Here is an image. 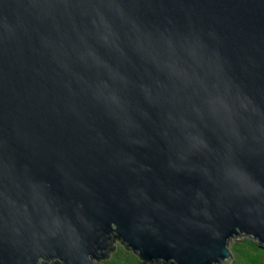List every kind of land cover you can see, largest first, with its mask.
Returning <instances> with one entry per match:
<instances>
[{"label": "water", "instance_id": "1", "mask_svg": "<svg viewBox=\"0 0 264 264\" xmlns=\"http://www.w3.org/2000/svg\"><path fill=\"white\" fill-rule=\"evenodd\" d=\"M240 235L264 249V0H0V264Z\"/></svg>", "mask_w": 264, "mask_h": 264}, {"label": "rangeland", "instance_id": "2", "mask_svg": "<svg viewBox=\"0 0 264 264\" xmlns=\"http://www.w3.org/2000/svg\"><path fill=\"white\" fill-rule=\"evenodd\" d=\"M251 239L245 235L235 236L230 240L228 250L231 256L222 264H264V251L250 246ZM111 246L104 252V258L96 264H175L155 263L142 260L131 249L117 239H112ZM252 243V242H251ZM236 245L240 246V249ZM219 263V264H221Z\"/></svg>", "mask_w": 264, "mask_h": 264}, {"label": "trees", "instance_id": "3", "mask_svg": "<svg viewBox=\"0 0 264 264\" xmlns=\"http://www.w3.org/2000/svg\"><path fill=\"white\" fill-rule=\"evenodd\" d=\"M252 242V243H251ZM251 242L249 243V245L250 246H255V247H258L259 248V246L257 245V243L255 242V241H253V239H251ZM237 246V248L238 249H240V246L239 245H236ZM260 249H262V248H260ZM263 251H264V249H262ZM45 264H58L57 262H50V261H48L47 263H45ZM59 264H61L60 262H59Z\"/></svg>", "mask_w": 264, "mask_h": 264}, {"label": "flooded vegetation", "instance_id": "4", "mask_svg": "<svg viewBox=\"0 0 264 264\" xmlns=\"http://www.w3.org/2000/svg\"><path fill=\"white\" fill-rule=\"evenodd\" d=\"M50 262H57V263L59 264L60 261L58 262V261L54 260V261H50ZM60 263H61V262H60Z\"/></svg>", "mask_w": 264, "mask_h": 264}]
</instances>
